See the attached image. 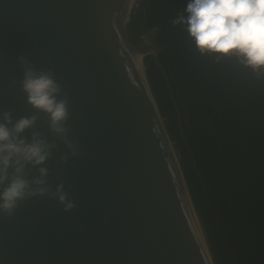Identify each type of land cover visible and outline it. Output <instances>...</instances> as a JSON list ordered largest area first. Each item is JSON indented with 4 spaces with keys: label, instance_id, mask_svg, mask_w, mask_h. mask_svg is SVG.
<instances>
[{
    "label": "water",
    "instance_id": "1",
    "mask_svg": "<svg viewBox=\"0 0 264 264\" xmlns=\"http://www.w3.org/2000/svg\"><path fill=\"white\" fill-rule=\"evenodd\" d=\"M134 1L0 0V121L5 111L14 121L37 114L20 84L17 57L25 55L64 86L69 135L82 152L72 157L39 113L36 130L58 145L46 165L49 183L64 182L76 208L66 213L37 196L12 217L0 213V264H214L146 66L142 74L137 64L138 55L153 56L207 197L162 48L141 49L129 37Z\"/></svg>",
    "mask_w": 264,
    "mask_h": 264
},
{
    "label": "trees",
    "instance_id": "2",
    "mask_svg": "<svg viewBox=\"0 0 264 264\" xmlns=\"http://www.w3.org/2000/svg\"><path fill=\"white\" fill-rule=\"evenodd\" d=\"M188 2L142 0L131 15L129 37L138 43L142 33L158 29L159 59L180 108L182 128L210 204L152 55L144 57L146 76L178 154L214 264H264V77L258 78L235 57L217 62L215 55L199 54L184 26L171 23L178 14L186 15Z\"/></svg>",
    "mask_w": 264,
    "mask_h": 264
},
{
    "label": "clouds",
    "instance_id": "3",
    "mask_svg": "<svg viewBox=\"0 0 264 264\" xmlns=\"http://www.w3.org/2000/svg\"><path fill=\"white\" fill-rule=\"evenodd\" d=\"M185 12L171 23L184 26L199 54L215 55L217 62L235 57L258 78L264 77V0H189ZM17 59L23 69L22 91L37 114L14 121L12 112L5 111L0 121V213L12 217L22 202L37 196L56 200L64 212H71L76 202L64 182L53 188L48 180L46 165L58 145L36 130L43 113L53 137L63 142L72 157L82 155L79 143L69 135L68 93L51 69L37 68L25 55ZM29 130L30 139L25 135ZM60 160L66 165L69 154Z\"/></svg>",
    "mask_w": 264,
    "mask_h": 264
},
{
    "label": "built area",
    "instance_id": "4",
    "mask_svg": "<svg viewBox=\"0 0 264 264\" xmlns=\"http://www.w3.org/2000/svg\"><path fill=\"white\" fill-rule=\"evenodd\" d=\"M141 2H142V0H135L134 1L132 11H131V15L135 13V11L140 6ZM157 33H158V29L156 27H153V28L145 31L144 33H142L140 36L138 47L141 49H146V48L156 44L155 38L157 36ZM143 64H144V60H143ZM144 66H145V64H144Z\"/></svg>",
    "mask_w": 264,
    "mask_h": 264
},
{
    "label": "bare ground",
    "instance_id": "5",
    "mask_svg": "<svg viewBox=\"0 0 264 264\" xmlns=\"http://www.w3.org/2000/svg\"><path fill=\"white\" fill-rule=\"evenodd\" d=\"M142 57H143L142 55H138L137 56V64H138V66L140 68L141 73L144 74L145 66L143 64Z\"/></svg>",
    "mask_w": 264,
    "mask_h": 264
},
{
    "label": "rangeland",
    "instance_id": "6",
    "mask_svg": "<svg viewBox=\"0 0 264 264\" xmlns=\"http://www.w3.org/2000/svg\"><path fill=\"white\" fill-rule=\"evenodd\" d=\"M133 44H135V45L139 46V41H138V43H135V42H134Z\"/></svg>",
    "mask_w": 264,
    "mask_h": 264
}]
</instances>
